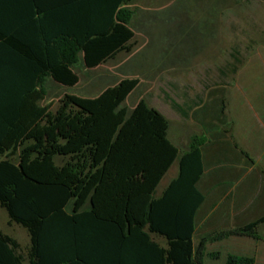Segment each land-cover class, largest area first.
<instances>
[{"label":"trees","instance_id":"1","mask_svg":"<svg viewBox=\"0 0 264 264\" xmlns=\"http://www.w3.org/2000/svg\"><path fill=\"white\" fill-rule=\"evenodd\" d=\"M129 1L0 0V207L9 223L29 234L28 264H132L145 258L200 264L210 240L192 242L204 200L196 189L204 137L193 136L180 153L167 139L169 123L161 113L142 99L131 110L123 107L138 79H122L94 98L65 94L54 112L40 105L46 78L77 84L72 67L79 55L86 68H95L130 51L134 34L122 9ZM223 110L222 102L221 115ZM175 160L176 178L155 198ZM109 203L122 214L102 223L99 212ZM261 222L211 240L257 238ZM150 234L164 238L167 247ZM18 249L0 231V264H23ZM140 250L153 252L140 256ZM225 264L254 263L228 256Z\"/></svg>","mask_w":264,"mask_h":264},{"label":"rangeland","instance_id":"2","mask_svg":"<svg viewBox=\"0 0 264 264\" xmlns=\"http://www.w3.org/2000/svg\"><path fill=\"white\" fill-rule=\"evenodd\" d=\"M122 9L128 12L127 26L134 34L130 51L95 68H86L79 55L72 67L77 84L65 87L46 78L40 105L54 112L65 94L95 97L122 79L136 78L139 85L122 106L131 110L142 99L159 110L170 122L171 135L184 132L181 149L188 148L196 135L191 116L196 96L206 104L226 98L235 82V69L240 73L234 92L241 96L243 90L245 95L240 101L247 98L264 107V0H131ZM170 101L187 117L172 109ZM0 231L19 244L17 253L28 264L29 234L22 226L9 223L2 207Z\"/></svg>","mask_w":264,"mask_h":264},{"label":"crops","instance_id":"3","mask_svg":"<svg viewBox=\"0 0 264 264\" xmlns=\"http://www.w3.org/2000/svg\"><path fill=\"white\" fill-rule=\"evenodd\" d=\"M236 71H233L235 82L226 98H214L206 104L196 96V109L193 110L196 111L192 118L196 124L195 136L204 137L200 147L203 171L196 182V189L204 200L194 216L193 245L197 246L202 238L210 236L200 264H225L228 256L249 258L254 264H264V107L251 103L247 98L240 101L239 98L245 95L240 89L241 96L234 92L235 88H239L240 71ZM222 102L224 110L221 115ZM161 114L169 123L167 139L180 153L186 151L187 147L180 148L181 141L185 139L184 132L177 130L171 135L170 122ZM221 117L225 118L224 124L219 121ZM173 167L176 168L168 177ZM177 173L178 162L175 160L160 179L154 192L155 198L162 194ZM161 183L164 184L157 192ZM115 207L113 203L101 207L99 217L102 223L115 221L121 216L122 213ZM260 220L262 222L255 228L257 238L241 235L211 240L219 232L242 228ZM149 236L160 247H167L164 238L156 234ZM152 252L137 251L140 256L151 255ZM132 264L159 263L145 258L139 262L132 261Z\"/></svg>","mask_w":264,"mask_h":264}]
</instances>
